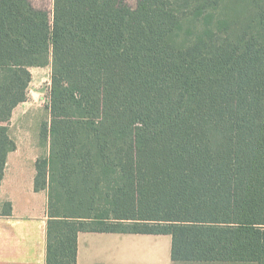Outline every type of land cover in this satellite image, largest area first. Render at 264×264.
Returning a JSON list of instances; mask_svg holds the SVG:
<instances>
[{"label":"trees","instance_id":"obj_1","mask_svg":"<svg viewBox=\"0 0 264 264\" xmlns=\"http://www.w3.org/2000/svg\"><path fill=\"white\" fill-rule=\"evenodd\" d=\"M46 67L45 264H76L79 233L264 264V0H0V183L13 110Z\"/></svg>","mask_w":264,"mask_h":264},{"label":"crops","instance_id":"obj_2","mask_svg":"<svg viewBox=\"0 0 264 264\" xmlns=\"http://www.w3.org/2000/svg\"><path fill=\"white\" fill-rule=\"evenodd\" d=\"M10 138L14 141L16 149L6 158L0 183V264H45L47 193L34 190V165L39 155L37 150L27 146L26 142L12 136ZM25 153L28 154L27 157ZM5 203L11 205L9 215L2 210ZM80 234L77 237L76 264H88L87 256L81 250ZM120 235H128L122 238L126 242L125 248L111 264H255L173 262L170 259V236V244L168 240L161 242L163 250L159 257L158 237L164 236Z\"/></svg>","mask_w":264,"mask_h":264},{"label":"rangeland","instance_id":"obj_3","mask_svg":"<svg viewBox=\"0 0 264 264\" xmlns=\"http://www.w3.org/2000/svg\"><path fill=\"white\" fill-rule=\"evenodd\" d=\"M37 9L50 11L52 0H29ZM126 4L135 8L137 0H125ZM31 82L28 86L27 101L18 106L9 123V133L12 138L26 142L27 146L35 148L39 158L47 156L48 144L41 138L42 127L50 120L48 112L50 68H33L30 70ZM29 153V152H28ZM25 153V157H27ZM124 236L120 234L81 233V250L87 256L88 264H111L119 257L120 251L125 248ZM159 257L162 254L163 240L168 236L158 237ZM163 247V246H162Z\"/></svg>","mask_w":264,"mask_h":264}]
</instances>
